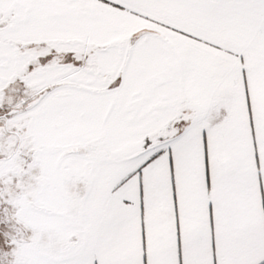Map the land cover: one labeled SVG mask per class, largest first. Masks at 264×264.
Instances as JSON below:
<instances>
[{
    "label": "snow or ice",
    "instance_id": "obj_1",
    "mask_svg": "<svg viewBox=\"0 0 264 264\" xmlns=\"http://www.w3.org/2000/svg\"><path fill=\"white\" fill-rule=\"evenodd\" d=\"M0 264H264V0H0Z\"/></svg>",
    "mask_w": 264,
    "mask_h": 264
}]
</instances>
